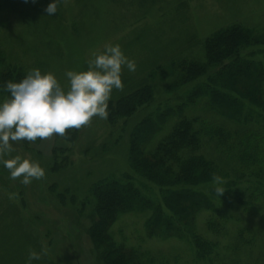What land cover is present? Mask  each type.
<instances>
[{
    "label": "rangeland",
    "instance_id": "obj_1",
    "mask_svg": "<svg viewBox=\"0 0 264 264\" xmlns=\"http://www.w3.org/2000/svg\"><path fill=\"white\" fill-rule=\"evenodd\" d=\"M50 2L0 0V52L6 64L20 68L25 75L34 68L42 73L51 72L67 90L66 71L87 70L88 61L102 52L105 44H119L124 55L135 61L136 70L122 68L123 88L114 89L109 101L141 86H149L152 97L132 116L118 118L115 123L93 117L79 128L72 144L56 139L55 134L35 143L13 144L12 152L4 159L15 155L30 158L40 164L45 175L24 185L19 178L11 179L0 164V202L5 199L20 207L18 193L22 190L28 209L41 217V244L54 264H101L87 234L93 219L91 200L85 199L88 185L103 178L128 175L140 187V178L128 163L129 133L144 118L155 120L160 113L175 111L196 84L174 87L177 74L170 64L203 62L204 41L227 27L240 25L260 34L264 32V0H58L57 12L49 16L44 9ZM241 55L264 63V46L249 47ZM182 115L197 117L210 126L233 128L210 109L207 98L186 103ZM168 118L154 143L178 120L175 113ZM53 149L63 150L56 163L64 167L55 174L48 170ZM198 153L226 170L233 166L218 152L215 140L205 138ZM53 182L62 188L73 187L71 194H78L75 190L80 188L81 198L76 196L75 204L70 205L67 196L62 209L48 193ZM143 185L155 192L151 185ZM222 213L227 218L226 232L219 237L205 230L207 212H201L196 219L197 233L218 245L216 255L207 262L198 261L185 241L148 238L144 228L146 213L120 215L109 234L116 245L134 249L138 255L140 251L146 253V264H264V199L253 201L245 209H222ZM238 232H242L247 244L237 243Z\"/></svg>",
    "mask_w": 264,
    "mask_h": 264
},
{
    "label": "trees",
    "instance_id": "obj_2",
    "mask_svg": "<svg viewBox=\"0 0 264 264\" xmlns=\"http://www.w3.org/2000/svg\"><path fill=\"white\" fill-rule=\"evenodd\" d=\"M256 45L264 46V32L260 34L233 25L204 41L203 62L192 60L170 64V69L177 74L174 87L196 84L175 111L160 113L155 120L144 118L129 133L128 163L140 178V187H136L128 175L119 179L103 178L87 187L85 199L91 200L93 218L87 234L101 264L148 263L146 253L140 251L138 255L136 250L113 242L109 229L122 214H148L144 226L148 238L185 241L198 261L207 262L216 255L218 245L197 233L198 215L208 213L205 230L213 237H219L226 232L227 218L222 209L230 211L232 206L245 209L253 201L264 199V63L241 55L243 50ZM25 76L20 68L6 64L0 52L1 100L9 98V93L2 90L4 83L19 82ZM151 97V88L141 86L109 101L106 121L112 124L118 118L132 116L137 108L148 104ZM200 98H207L210 109L233 128L210 126L197 117L182 115L186 103L192 104ZM173 113L178 120L154 143ZM78 131L68 129L65 136L55 135V138L72 144ZM205 138L215 140L218 152L233 163L231 170L198 153ZM62 151L52 150L49 172L55 174L64 167V164L56 163ZM215 176L224 182L222 186L226 191L221 196L215 192ZM143 182L154 187L155 192ZM72 189L53 182L48 193L63 209L67 196L70 205L75 204L76 196L81 198L80 188L75 190L78 194H71ZM18 194L20 207L5 199L0 202V264H29L30 252L40 256L31 264H54L41 244L38 228L41 217L28 209L22 199V190ZM235 238L237 243H248L242 232Z\"/></svg>",
    "mask_w": 264,
    "mask_h": 264
},
{
    "label": "clouds",
    "instance_id": "obj_3",
    "mask_svg": "<svg viewBox=\"0 0 264 264\" xmlns=\"http://www.w3.org/2000/svg\"><path fill=\"white\" fill-rule=\"evenodd\" d=\"M57 2L51 0L44 9L49 16L57 12ZM122 68L134 72L136 63L124 55L119 44H105L103 51L88 61L87 70L65 72L67 90L54 74L35 68L19 82L6 81L2 90L9 93V98L0 101V164L10 178H19L20 183L28 185L45 175L40 164L30 158H3L16 142L35 143L54 134L63 137L66 130L79 129L93 117L107 119L113 90L123 88ZM213 182L217 195H223L226 190L222 178L215 176ZM39 258V254L30 252L29 264Z\"/></svg>",
    "mask_w": 264,
    "mask_h": 264
}]
</instances>
